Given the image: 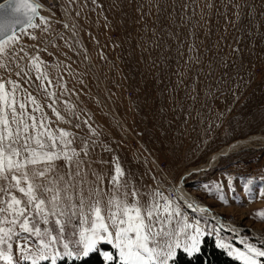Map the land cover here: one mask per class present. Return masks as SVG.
I'll use <instances>...</instances> for the list:
<instances>
[{
	"label": "rangeland",
	"instance_id": "obj_1",
	"mask_svg": "<svg viewBox=\"0 0 264 264\" xmlns=\"http://www.w3.org/2000/svg\"><path fill=\"white\" fill-rule=\"evenodd\" d=\"M39 2L49 33L29 29L38 40L22 35V43L47 47L41 57L49 76H62L68 89L56 107L63 114L64 101L76 105L99 133L93 168L110 173L118 158L143 191L181 179L235 228H222L208 213L187 212L164 192L189 222L199 220L216 244L246 251L243 239L264 247V216L258 214L264 212V0ZM44 37L55 47L40 43ZM252 135L257 138L212 160ZM101 247L118 255L108 244Z\"/></svg>",
	"mask_w": 264,
	"mask_h": 264
},
{
	"label": "snow or ice",
	"instance_id": "obj_2",
	"mask_svg": "<svg viewBox=\"0 0 264 264\" xmlns=\"http://www.w3.org/2000/svg\"><path fill=\"white\" fill-rule=\"evenodd\" d=\"M41 7L32 0L0 5V262L75 264L94 253L106 264H178L181 252L196 257L205 236L213 234L199 220L189 222L179 203L158 187H137L118 158L110 173L93 168L91 153L99 133L76 105L64 101L63 114L56 107L68 89L62 76L50 78L48 62L41 57L47 47L22 43V35L38 40L29 29L49 33ZM44 41L55 47L54 39L44 37L40 43ZM25 85L34 87L45 103ZM61 124L78 130L83 125L88 131L81 135ZM193 211L204 214L207 209ZM241 244L246 251L217 242L243 264H264V247L243 239Z\"/></svg>",
	"mask_w": 264,
	"mask_h": 264
},
{
	"label": "trees",
	"instance_id": "obj_3",
	"mask_svg": "<svg viewBox=\"0 0 264 264\" xmlns=\"http://www.w3.org/2000/svg\"><path fill=\"white\" fill-rule=\"evenodd\" d=\"M201 252L193 258H188L184 253H179L177 257L178 264H243L242 261L229 256L224 249H221L215 243L214 238L205 236ZM64 264H73L72 261H65ZM75 264H106L99 254H91L83 261H77ZM113 264H116L113 261Z\"/></svg>",
	"mask_w": 264,
	"mask_h": 264
},
{
	"label": "built area",
	"instance_id": "obj_4",
	"mask_svg": "<svg viewBox=\"0 0 264 264\" xmlns=\"http://www.w3.org/2000/svg\"><path fill=\"white\" fill-rule=\"evenodd\" d=\"M181 183V179L178 183L176 184H168V185H162L160 190L164 191L165 193H168L169 195H171L172 197H175V198H178V200H180L182 202V204L186 207V211L187 212H190V213H193V214H202L198 211H193V209H196V208H205L207 209V212H212L215 211L213 209L210 208V205L205 202L204 200H202L201 198H198L196 196L195 193L191 192L187 187H186V183L184 182L183 183V186L187 188V191L192 193L193 195L195 194V196L197 197V199H192V200H189L187 199L184 194L182 193V191L178 188V184ZM181 185V184H180ZM207 203V204H206ZM188 204H192V208H189L188 207ZM207 212L204 213L203 215H207ZM210 215V214H209ZM214 216V215H212ZM215 218V221L222 227V228H225V225L228 224V220L224 217V218H221L222 221L218 220L216 218V216H214ZM219 218V219H220ZM227 220V221H226Z\"/></svg>",
	"mask_w": 264,
	"mask_h": 264
},
{
	"label": "bare ground",
	"instance_id": "obj_5",
	"mask_svg": "<svg viewBox=\"0 0 264 264\" xmlns=\"http://www.w3.org/2000/svg\"><path fill=\"white\" fill-rule=\"evenodd\" d=\"M2 0H0V2H1ZM33 2L34 3H40L39 2V0H33ZM257 138V135H252V136H250V137H248V138H246V139H241V140H238V141H236V142H234V143H232L231 145H228V146H226L223 150H221V151H219V152H217V153H215V154H213V157H212V160H214L215 158H218L221 154H223V153H227L230 149H232L233 147H235L237 144H239V143H248V142H250V141H252V140H255ZM213 163V162H212ZM187 175V174H186ZM185 180V179H184ZM183 181L180 183V184H178V188L182 191V193L184 194V196L187 198V199H189V200H192V198H191V196H190V194L186 191V189L184 188V186H183ZM216 212V211H215ZM208 214H210V215H214V216H216V218L218 219V220H220V221H222V219L221 218H224V216H222L221 214H219L218 212H216V213H212V212H207ZM221 217V218H220ZM220 218V219H219ZM229 225L230 226H228V227H231V228H235V226L232 224V223H229Z\"/></svg>",
	"mask_w": 264,
	"mask_h": 264
},
{
	"label": "water",
	"instance_id": "obj_6",
	"mask_svg": "<svg viewBox=\"0 0 264 264\" xmlns=\"http://www.w3.org/2000/svg\"><path fill=\"white\" fill-rule=\"evenodd\" d=\"M32 2H33V0H32ZM8 3V0H2L1 2H0V5H6ZM34 3V2H33ZM18 26H20V25H17V27Z\"/></svg>",
	"mask_w": 264,
	"mask_h": 264
}]
</instances>
